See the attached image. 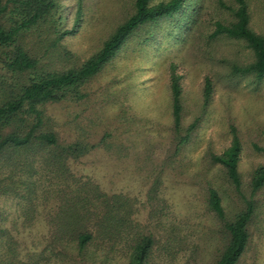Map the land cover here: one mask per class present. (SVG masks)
I'll list each match as a JSON object with an SVG mask.
<instances>
[{"label": "trees", "instance_id": "trees-1", "mask_svg": "<svg viewBox=\"0 0 264 264\" xmlns=\"http://www.w3.org/2000/svg\"><path fill=\"white\" fill-rule=\"evenodd\" d=\"M251 21L248 0H0V264H172L182 249L205 257L203 246L208 264H240L251 228L264 227V162L243 182L234 125L217 151L200 146L198 131L216 93L208 72L215 58L228 76L264 79V33ZM163 24L175 42L166 50L153 40ZM84 33L93 35L74 48ZM227 44L250 59L239 64ZM52 59L71 63L44 67ZM127 62L106 78L97 105L111 129L95 137L93 113L74 111L60 137L43 119L42 104L81 99L83 85ZM191 67L206 70L189 106L181 76ZM143 74L148 87L160 80L162 88L158 105L139 110L129 98L140 96ZM100 161L110 183L122 169L140 175L141 191L105 188L76 168ZM178 185L200 198L185 220L164 192Z\"/></svg>", "mask_w": 264, "mask_h": 264}, {"label": "rangeland", "instance_id": "rangeland-1", "mask_svg": "<svg viewBox=\"0 0 264 264\" xmlns=\"http://www.w3.org/2000/svg\"><path fill=\"white\" fill-rule=\"evenodd\" d=\"M248 4L251 7L252 27L256 31L264 33V0H248ZM104 20L105 19H102L101 21ZM168 27L170 26L165 24L157 27V34L154 35L153 39L155 40V43H159V45H161L164 50L169 49L170 45L175 43L169 34L170 32L167 30ZM139 31V33L142 32V30ZM87 35L91 36L93 34L89 35L84 33L80 35L78 37L79 41H76L78 38L75 39L76 42L73 43V47L79 49L77 48L78 42L83 44ZM131 41L133 44H136L138 41L137 36L133 37ZM167 43L169 44L168 47H166ZM137 45L138 44H136V46ZM226 48L229 51L226 52L227 54L234 52L232 54V58H234L239 64L250 59L247 49L242 46L237 45L233 47L232 45L227 44ZM85 54L86 52H80L78 53V56L81 58ZM168 55L169 54H167L166 57ZM217 56L223 58V54L218 50L215 51L214 57ZM217 60L218 59L215 58L214 64H211L208 71L211 75L210 79H212V81L214 80L212 87L214 92L217 94L214 93L210 95V100H212V103H209L205 112V117H203L201 120V127H199L200 129L198 131V141L201 147L212 146L216 151L219 150L229 143L231 134L228 126L229 123H232L236 128L241 145L239 167L242 172V181L246 182L251 168L260 162H264V153L253 147V144H256V146L264 145V79L257 81L256 79L249 77L243 78L234 75L228 76L226 73L227 67L222 65V63L218 62ZM51 62V65H45L44 67H49L51 70L63 68L67 64L71 63L67 59H52ZM129 62L131 63L132 61ZM130 63L127 62L124 66H121L122 69L120 68V70L107 67L98 77L93 78L90 82L83 85L82 92H85L86 96L82 97L81 99L76 101L61 100L55 102H45L40 106L43 119H50V123L52 124L51 126L54 130H56L58 136L60 137L64 136L69 131L67 117L71 116L74 111H77L80 114L93 113L92 116L99 122V126L96 128L97 133L94 134L95 137L99 136V132L103 130L102 128L105 127L107 129H111L113 123L115 122L105 123V125H103L101 119H99L96 115L98 110L97 105L100 102L102 96L105 95L104 92L106 91L104 90V82L106 81V78L108 76L110 77L114 75L113 73H122L123 71L125 72ZM177 70L180 71L179 65L177 66ZM205 70L206 67L201 69L198 67H191L189 72L184 69L186 72L183 74V76H181V83L185 93L184 102L189 106H192L193 104L192 97L200 93V88L202 86V76ZM211 71H218L219 73L216 77H214V74L211 73ZM167 77L168 76L165 78ZM141 78L142 81L140 84H143V89L139 92L140 96L137 98H129L131 104L139 110H141L144 105L148 107L154 104L158 105L159 103L156 102L155 99H159L161 94L159 89L161 90L162 88V82L160 80L156 81L153 87L152 84H150L151 87H148L149 77L143 74ZM20 81H24V77H20ZM218 94L220 95L219 98L217 97ZM188 108L190 110L192 109V107ZM191 115L192 111L187 110L186 113L182 115V119H184L186 122ZM42 126H44V124H42ZM76 165L78 166L76 168H81V172L89 173V175H91L96 181L100 183V185L102 184V186L105 188H109V186H111L112 189L115 190V188L119 189L120 187H125V189L128 188L127 191L134 193L138 192L141 187V176H136V174L130 173V171L123 169L120 173H117L118 180L120 181L116 180L114 183H110L109 178L104 175L105 168L108 166L104 161H100V163L97 165L91 164L89 162ZM174 179L176 180L177 178L172 176L170 178V182ZM117 186L120 187L118 188ZM186 187V185H178L177 191H174L173 187H164V192L170 197L168 200L170 201L169 203L171 208L176 214H179L177 216L183 220H185L186 217L194 215V213L199 208L197 205L200 200L198 196L193 194L191 189ZM260 216L264 218V212H262ZM142 220H147L146 214L144 213L142 214ZM188 223L193 227L196 226L195 221L190 220ZM263 225L264 223L262 222L260 227H263ZM40 227V224L36 225L37 229ZM24 233L26 234V232ZM251 233L252 247L250 250L246 251L240 264H264V227L260 231L252 227ZM26 240L28 241V238ZM254 244H256L255 248L253 247ZM206 247L207 246H203V248L201 247L202 252L207 253L205 257H203L200 253V255L198 254L196 256H189L188 252L190 250L182 249L177 252L175 259H172V264H182L184 260H186L187 264H208L207 257H210V247Z\"/></svg>", "mask_w": 264, "mask_h": 264}]
</instances>
